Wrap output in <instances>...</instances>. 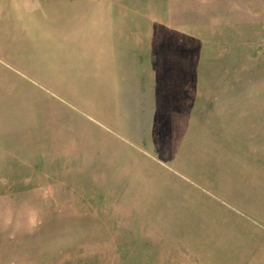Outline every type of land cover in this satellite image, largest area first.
I'll return each mask as SVG.
<instances>
[{"label":"rangeland","instance_id":"374dc122","mask_svg":"<svg viewBox=\"0 0 264 264\" xmlns=\"http://www.w3.org/2000/svg\"><path fill=\"white\" fill-rule=\"evenodd\" d=\"M0 264H264V0H0Z\"/></svg>","mask_w":264,"mask_h":264},{"label":"crops","instance_id":"0c3cea01","mask_svg":"<svg viewBox=\"0 0 264 264\" xmlns=\"http://www.w3.org/2000/svg\"><path fill=\"white\" fill-rule=\"evenodd\" d=\"M118 13V14H117ZM49 18L53 19L52 15H49ZM97 21L99 22L98 27H97V31L99 34L102 33H111V32H115L117 29H121V25L119 24L121 20V14L120 12H116V10H111V11H104V10H100L98 12V14L96 15ZM79 21V20H78ZM24 23H28V25H31L32 27H34V30L36 31L39 27L38 25V21L33 20L30 24L29 22H23ZM83 23H84V19H83ZM136 28V26H135ZM150 33L154 32L153 30V26L150 27V29H148ZM170 76L171 74L169 72H162V73H157L156 74V95H155V99H154V104L156 105V107L161 108L162 107V111H164V104L165 102L168 103L170 101L169 99V93L170 92V88H169V80H170ZM155 80V77H154ZM168 82V83H167Z\"/></svg>","mask_w":264,"mask_h":264}]
</instances>
